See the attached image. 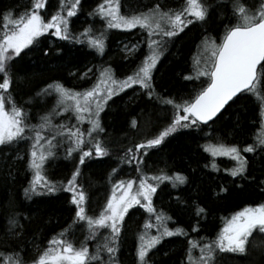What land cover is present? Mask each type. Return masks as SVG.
<instances>
[{
	"label": "snow or ice",
	"instance_id": "1",
	"mask_svg": "<svg viewBox=\"0 0 264 264\" xmlns=\"http://www.w3.org/2000/svg\"><path fill=\"white\" fill-rule=\"evenodd\" d=\"M170 6L165 0H156L150 7L129 8L123 0H101L88 16L93 23L76 33L72 18L82 11V0H59L55 11L48 7V0H26L22 5H13L0 10V181L15 179L19 165L31 178L23 188L25 200L35 203L38 197H51L60 192L70 194L69 204L73 218L71 227H65L48 241L41 250L35 244V236L29 237L26 227L32 221L28 213L15 211V202L9 203L10 218L2 242L11 251H0V264H123L121 250L127 235L126 217L143 209L147 214L142 227L134 234L135 255L133 264H156L158 246L166 238L183 237L186 242L181 264H222L223 254H246L250 237L254 232L264 234V202L246 205L226 218L223 227L214 237L189 238L190 232L199 234L209 209L199 198L184 193L183 186L196 184V168L189 165L187 172L163 169L146 171L147 157L158 150L169 138L178 134L194 135L203 132L211 122L222 121L224 113L249 96L259 105L261 129L253 142L241 147L238 143L225 142L227 136L235 137L241 131L240 120L230 132L217 138L208 137L201 145L211 159L203 164L212 172H226L230 177L255 181L250 168L264 159V0L249 3L248 0H173ZM122 8L127 11H122ZM96 18L103 27L96 30ZM201 29L198 52L192 58L185 81L193 84L189 99L164 95L153 82V75L168 46L189 26ZM140 28L146 32L142 43L147 45V54L123 79L109 65L104 67L96 82L87 89L77 91L62 82L48 83L36 93L44 99L54 97L53 107L38 116L32 123L30 109L18 104L12 92L14 81L23 82L16 72L18 59L39 48L46 33L62 41L86 46L103 56L106 51L107 33L111 29L131 30ZM219 41V42H218ZM31 46V47H30ZM139 44L125 45L124 52L132 56ZM27 50V52H25ZM62 49L57 48V52ZM92 69L82 74L87 77ZM199 81V87L195 82ZM138 85L156 107L171 106L174 114L170 121L150 138L141 139L123 148L111 167L109 181L111 191L98 214H89V193L80 183L83 167L87 162L101 163V158L110 157L111 149L104 141L106 132L101 113L110 107L109 101L126 89ZM14 90V89H13ZM30 101L33 98H29ZM136 93L129 98L134 102ZM227 106V107H226ZM223 110V111H222ZM59 123L56 122L57 118ZM87 122V127H85ZM131 127L138 128L136 118ZM212 140H216L212 143ZM21 145H24L22 152ZM10 153H14L9 156ZM247 154H251L249 159ZM61 157L73 162L70 177L57 182L50 179L46 164ZM217 157H228L231 167L221 169ZM122 165L132 166L136 176L114 179L122 171ZM168 182L179 194L175 202L180 211L191 209L195 217L191 228L169 227L174 217L154 204L157 189ZM264 186V180L260 181ZM199 185L197 184V188ZM229 187L218 185L215 195L228 193ZM132 210V212H130ZM23 221V222H22ZM79 225L85 231L79 245L69 235ZM32 244L36 256L26 259V246ZM171 251V250H169ZM164 255H168L165 253ZM163 264V261H161Z\"/></svg>",
	"mask_w": 264,
	"mask_h": 264
},
{
	"label": "trees",
	"instance_id": "2",
	"mask_svg": "<svg viewBox=\"0 0 264 264\" xmlns=\"http://www.w3.org/2000/svg\"><path fill=\"white\" fill-rule=\"evenodd\" d=\"M99 1L82 0L83 9L80 15L72 18V29L79 26L84 13L89 8L96 7ZM155 1L123 0L129 8L150 7ZM256 1L248 0L250 4ZM25 2L26 0H0V10L8 6L22 5ZM53 2L55 4L56 1L49 0V8L54 6ZM165 2L173 5V0H165ZM117 30L121 33L113 34L110 37L109 42L111 43L107 46V52L101 57L93 52L83 51L81 46L59 40L50 35L49 43L51 41L55 45L48 46L44 40L39 46V48L47 49L46 53L34 49L28 52L27 55L22 54V58L17 61L16 72L22 79H26L23 82L14 81L13 87L9 91L12 92L18 104L30 109L32 123H37L38 116L50 110L55 103L54 97L41 99L36 96V93L48 83L59 81L66 87L77 91L87 89L96 82L100 71L109 65L115 70L116 76L121 79L132 74L140 60L147 54V45L142 43L146 32L140 29L141 34L139 35L141 36L138 37L135 36L136 31L124 34L130 31ZM125 35L128 38L132 37L136 43L138 41L140 43V47L135 54L128 56V58H125L127 54L119 49L120 46H114L115 39ZM200 39L201 29L190 25L183 33L179 34L173 44L168 46V50L161 57L153 75V82L158 91L164 95L184 98L193 90V84L185 81L183 76L188 74L192 58L198 52L197 45ZM129 43L131 44V42ZM84 47L86 48V46ZM57 48L62 49V51L57 52ZM96 62L104 64V66H95ZM88 69H92L89 73L90 78L81 79L82 74ZM134 92L136 93V99L134 102H129V98L133 96ZM29 98L33 99L30 101ZM109 104L110 107L103 112L102 123L106 129L104 140L112 151L111 156L110 158H104L105 162L103 164L92 162L87 164L79 179L80 183L84 184L89 197L92 196L93 189L97 190V188L105 186L112 162L115 164L123 148L136 143L142 135L141 128L145 129L144 135L152 133L170 118L168 107H156L154 102H150L148 97L140 92L138 85H134L132 88L126 89L125 92L113 97ZM132 118L137 119V129L131 127ZM59 119L58 117L57 123H59ZM237 119L240 120L241 131L235 137L227 136L226 140L237 143L252 142L260 132L261 117L259 112L257 113V105L251 100L250 96L234 105L228 112H225L223 120L211 125L210 132L205 131V133L209 136L224 137L226 131L230 132L232 130ZM86 125L87 122L84 126L86 127ZM201 139L200 133L194 135L178 134L173 138H169L158 150L152 151L146 158L147 163L149 162L147 170L163 169L166 171L182 170L187 172L189 165L196 168V184L183 186L184 193L191 195L193 198L198 197L201 204L209 209V214L206 220L201 221L202 228L199 234L190 232L189 238H198V236L214 237L223 227L226 218L246 205L254 206L264 198V186L260 185V181L264 180V159L257 157L258 162L250 168L249 175L254 176L255 181L232 178L224 175L222 171L212 172L211 169L203 168V164L207 163L211 157L209 153L203 152L202 147H200ZM20 147L23 152L24 145ZM13 154L10 153L9 156L11 157ZM70 163L71 166H68L71 170L73 162ZM221 164L226 168L228 160L224 159ZM64 168L51 166L46 172L50 179L60 182L59 179L67 173L61 170ZM19 169L14 180L0 181V241L6 239L4 234L10 218L9 203L15 202L16 212L28 213L31 210L32 221L27 224L26 230L30 238L33 235L35 236V244L43 250L48 247V241L51 238H47L50 235H57L65 227H71L74 214L71 210L73 206L68 202L70 194L60 192L51 197H38L35 203L29 202L24 198L23 188L27 186L31 174L25 171L23 163L19 165ZM197 184L199 185L198 188ZM218 185L229 187V192L221 194L219 199L214 194ZM178 194L177 190L168 188V185H161L154 197V204L158 209L162 208L174 217V220L169 222V227L182 226L190 229L195 217L191 214V209L186 212L179 210L175 202V197ZM96 197L99 199L101 194ZM130 211L132 212V210ZM146 215L143 209L138 208L137 211L132 212L130 217H127L126 242H129L130 245H125V249L121 250V255H126L128 261L132 258L133 249L135 248L134 234L136 233L137 223L141 220L140 222L143 225ZM76 229L71 232L69 239H72L73 236L75 238ZM42 245H44V248H42ZM185 247L186 242L183 237L166 238L162 245L158 246L156 264H161V261H163V264H181L184 259ZM263 249L240 254L245 255V257H237L235 254L223 255L222 264H264ZM0 251H11V249L0 242ZM165 253H168V255H164ZM35 254L36 251L33 249L32 244H28L25 258L31 259Z\"/></svg>",
	"mask_w": 264,
	"mask_h": 264
},
{
	"label": "bare ground",
	"instance_id": "3",
	"mask_svg": "<svg viewBox=\"0 0 264 264\" xmlns=\"http://www.w3.org/2000/svg\"><path fill=\"white\" fill-rule=\"evenodd\" d=\"M56 2H55V4H54V2H53V4H54V6L53 7H50L49 8V0H48V4H47V7L51 10V11H55L56 10V8L59 6V2H57V0H55ZM101 2V0L97 3V4H99ZM156 2V1H155ZM155 2H153V3H155ZM152 3V4H153ZM96 4V5H97ZM172 4L175 6V4H174V2H172ZM173 5H170V6H173ZM95 6H93V7H91V8H89L87 11H86V13H84V15H83V17H81V19H80V21H81V23L79 24V26H75L74 27V29H73V31L74 32H76V33H78V32H80V31H82L83 30V28L84 27H86V26H88V24H92L93 23V17H90V16H88V12L89 11H91L93 8H94ZM135 8V7H134ZM141 8V7H140ZM141 10H143L142 8H141ZM122 11H126L125 10V8H122ZM81 12V11H80ZM80 12L77 14V16L78 15H80ZM76 16V17H77ZM93 27H94V29H96V30H100V29H102V27H103V25H102V23L99 21V19L98 18H96V22L93 24ZM120 30H122V31H130V32H125L124 34H127V33H132V32H134V31H136L135 32V36H141V35H139V34H141L140 33V28H138V29H136V30H134V29H131V30H124V29H120ZM119 33H121L120 31H118L117 29H111L108 33H107V41H106V44H107V46H108V44L109 43H111V42H109L110 41V37H112L113 36V34H119ZM40 40H41V42L42 41H44L45 40V43L49 46V45H52V46H54L55 44L53 43V42H51L50 41V43H49V34H45L43 37H41L40 38ZM52 40H54V39H52ZM132 40H133V38L132 37H130V38H128L126 35L125 36H121V37H119V38H117V39H115V44H114V46H120L119 47V49L120 50H122L123 48H124V46L125 45H128V43L129 42H131L132 43ZM133 42H134V40H133ZM74 45H76V46H81V48L83 49V51H87V52H93L95 55H97L98 53H96L95 52V50L94 49H89V48H85L84 46H82V45H80V44H74ZM107 48L108 47H106V51H105V53L107 52ZM198 49V48H197ZM98 56L99 57H101L99 54H98ZM143 59V58H142ZM141 59V60H142ZM140 60V61H141ZM140 63V62H139ZM104 66V64H100V63H98V62H96V64H95V66ZM191 68H192V64H191V66L189 67V71H188V74L191 72ZM195 85H196V87H199V81H196L195 82ZM192 91V90H191ZM190 91V92H191ZM46 98H49V97H46ZM46 98H44V99H46ZM251 98V100L257 105V113L260 111V109H259V105H258V103L256 102V100H255V98L254 97H250ZM183 99H189V96L188 95H186ZM227 107V106H226ZM223 111V110H222ZM168 112H169V115H173L174 114V110L171 108V106L169 107L168 106ZM103 114L104 113H101V116H102V118H103ZM171 116H170V118L165 122V123H163L161 126H159L155 131H153L152 133H149V134H145L144 135V132H145V129L144 128H141L140 130L141 131H143V132H141V136H140V138H138L137 139V141L136 142H139L141 139H144V138H150L151 136H153V135H155V134H157L158 133V131L159 130H162L163 129V127L170 121V119H171ZM102 121H103V119H102ZM209 124H210V126L209 127H207V128H205L204 129V131L203 132H196V133H200L201 134V136H202V139H201V141H200V144L201 145H204L206 142H209L208 141V137H210L209 135H207L206 133H205V131L206 132H210V128H212L211 127V122H209ZM86 127H87V125H86ZM148 132V131H147ZM212 136V135H211ZM215 137V136H214ZM104 138V137H103ZM217 138H219V137H217ZM105 141V140H104ZM212 143H215L216 142V140H212L211 141ZM225 142H227V143H237V142H230V141H227V140H225ZM253 142V141H252ZM106 143V142H105ZM251 143V142H250ZM107 144V143H106ZM241 147H243L245 144H247V143H238ZM108 145V144H107ZM109 146V145H108ZM112 152V151H111ZM119 154H122V151L119 153ZM248 156H249V159L251 160L252 158H250V156H251V154H247ZM111 156V155H110ZM105 158H110V157H105ZM227 159H228V166L227 167H231L232 166V164H233V162L232 161H230V159L228 158V157H226ZM101 159H104V158H101ZM217 159V163L220 165V167L222 168V169H224V167H223V165L221 164L222 163V161L224 160V157H217L216 158ZM223 159V160H222ZM70 162H72V161H68V160H65L63 157H61L58 161H55V162H53V163H49V164H46V171L48 170V168H50L51 166H58L59 168H64V166H65V168L64 169H61V170H64V172L66 173V175H64L62 178H60L59 180L60 181H65L66 182V178H68V177H70V174H71V170L73 169V166H72V168H71V170H70V168H69V166L68 165H70L71 166V163ZM90 163V161L89 162H87V164H89ZM149 163V162H148ZM148 163H147V165H148ZM116 166V163L114 164V162H112V167H115ZM122 167V171H120V173H119V175H117V176H115L114 177V179H121V178H132V177H134V176H136V173H135V171L133 170V168H132V166H128V165H125V166H121ZM83 169H84V167H83ZM160 170V169H159ZM83 171V170H82ZM146 171H148V172H150V173H153V172H157L158 170H147L146 169ZM48 172V171H47ZM223 172V174L224 175H227V176H229L226 172H224V171H222ZM83 174V173H82ZM82 176V175H81ZM81 178V177H80ZM79 178V179H80ZM162 185H168V188H170V189H172L171 188V186H170V184L168 183V182H164V184H162ZM99 191V192H98ZM110 191H111V183H110V181H109V178H107L106 179V183H105V186L103 187H100V188H97V190H95V189H93V192H92V196L90 197V200H89V205H88V212H89V214H98V212H99V210H100V208L103 206V204L105 203V200H106V196L110 193ZM102 192V193H101ZM91 193V192H90ZM98 194H101V197L98 199V197H96ZM93 197V198H92ZM96 197V198H95ZM262 202H264V198L263 199H261L260 201H258L256 204H258V203H262ZM255 204V205H256ZM137 208H139L138 206H137ZM131 212V211H130ZM231 216H229L228 218H230ZM126 220H127V217H126ZM141 221V220H140ZM138 222L137 223V229H136V232L139 230V228L142 226V224H141V222ZM77 229H76V233L74 234L75 235V238H74V236L72 237V239L74 240V242L77 244V246L79 245V243H80V241H82L83 239H84V235H85V231H81L80 230V227H79V225H77V227H76ZM55 234H52V235H50L47 239H49V238H52L53 236H54ZM135 243H136V241H135V238H134V247H135ZM44 245H45V242H44ZM44 245H42L43 247L42 248H44ZM42 250V249H41ZM134 251H133V253H132V258L130 259V261H129V264H133V259H134V255H135V248L133 249ZM223 255H230V254H227V253H225V254H223ZM237 255H240V254H235V256H237ZM36 256V254L33 256V258ZM0 259H2V258H0ZM236 260V259H235Z\"/></svg>",
	"mask_w": 264,
	"mask_h": 264
},
{
	"label": "rangeland",
	"instance_id": "4",
	"mask_svg": "<svg viewBox=\"0 0 264 264\" xmlns=\"http://www.w3.org/2000/svg\"><path fill=\"white\" fill-rule=\"evenodd\" d=\"M259 1L257 0L255 3H258ZM126 11H127V9H125ZM132 44H139V47H140V43H139V41H138V43H136L135 41L133 42V43H129L128 44V46H131ZM122 52L124 53V54H126L125 52H124V48L122 49ZM87 78H90V75H88L87 77H83L82 78V76H81V79H87ZM171 116V115H170ZM224 158H226V157H224ZM227 159V158H226ZM80 230H81V228H80ZM82 231V230H81ZM83 232V231H82ZM127 241V240H126ZM129 244V242H125V244H124V246L122 247V250H124L125 249V245H128ZM130 245V244H129ZM264 248V234H262V233H258V232H254V234H253V237H250V241H249V245H248V252L249 251H251V250H253V251H258V250H260V249H263ZM264 250V249H263ZM247 252V253H248ZM122 256V259H123V263L124 264H129L128 262V258H127V256L126 255H121ZM240 256H242V257H245V255H237V257H240ZM226 258H228V257H226Z\"/></svg>",
	"mask_w": 264,
	"mask_h": 264
}]
</instances>
